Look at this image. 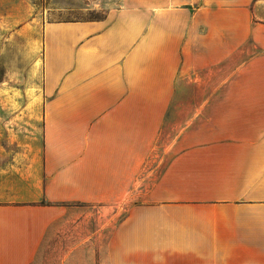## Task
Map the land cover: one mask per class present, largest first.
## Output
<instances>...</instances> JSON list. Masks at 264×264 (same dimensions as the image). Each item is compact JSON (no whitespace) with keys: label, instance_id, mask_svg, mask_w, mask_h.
Returning <instances> with one entry per match:
<instances>
[{"label":"crops","instance_id":"0c3cea01","mask_svg":"<svg viewBox=\"0 0 264 264\" xmlns=\"http://www.w3.org/2000/svg\"><path fill=\"white\" fill-rule=\"evenodd\" d=\"M22 1L0 0V264L110 199L113 264H264V0Z\"/></svg>","mask_w":264,"mask_h":264},{"label":"rangeland","instance_id":"374dc122","mask_svg":"<svg viewBox=\"0 0 264 264\" xmlns=\"http://www.w3.org/2000/svg\"><path fill=\"white\" fill-rule=\"evenodd\" d=\"M22 2L32 15L38 16L39 19L43 18L44 21L103 18L120 5L119 0H25ZM22 7H19V17L24 8ZM17 8H14V12ZM251 50L253 48L249 49ZM245 51L246 49L244 51L238 49L237 63L246 56ZM176 131L175 124L173 128L163 129L164 136L173 135ZM67 208L66 214L46 239L43 253L33 264H113L112 239L116 234L117 223L126 214L127 209L120 207L115 199H110L108 202H76L69 204Z\"/></svg>","mask_w":264,"mask_h":264}]
</instances>
